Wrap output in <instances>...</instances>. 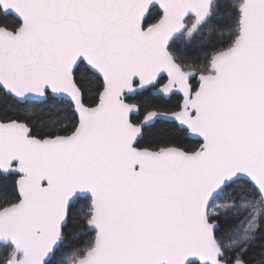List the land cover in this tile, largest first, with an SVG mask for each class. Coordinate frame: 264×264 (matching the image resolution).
Segmentation results:
<instances>
[{
    "label": "snow or ice",
    "instance_id": "obj_1",
    "mask_svg": "<svg viewBox=\"0 0 264 264\" xmlns=\"http://www.w3.org/2000/svg\"><path fill=\"white\" fill-rule=\"evenodd\" d=\"M0 264H264V0H0Z\"/></svg>",
    "mask_w": 264,
    "mask_h": 264
}]
</instances>
